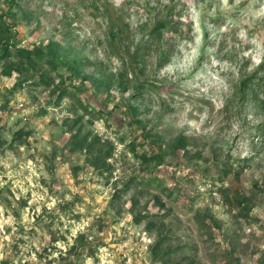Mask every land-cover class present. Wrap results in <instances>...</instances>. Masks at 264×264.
<instances>
[{
  "label": "rangeland",
  "instance_id": "1",
  "mask_svg": "<svg viewBox=\"0 0 264 264\" xmlns=\"http://www.w3.org/2000/svg\"><path fill=\"white\" fill-rule=\"evenodd\" d=\"M12 1L0 0V42L13 33L18 47L42 48L59 63L53 71L51 58L0 61V264H158L156 233L135 223L134 202L136 212L166 214L171 242L196 247L201 264H221L225 249L241 264H264V199L246 224L219 192L264 181V89L254 100L240 86L264 66V0ZM165 6L175 7L177 33L166 30L163 43L137 56ZM123 22L127 37L112 45L110 29ZM70 68V96L56 105ZM44 70L50 87L38 75L27 81ZM82 106L103 115L94 121ZM80 130L117 148L105 171L74 144ZM180 138L185 147L170 151ZM155 151L149 165L136 157ZM228 155L252 161L241 181L204 178ZM125 184L129 192L114 199ZM204 216L218 223L215 241L205 237Z\"/></svg>",
  "mask_w": 264,
  "mask_h": 264
},
{
  "label": "trees",
  "instance_id": "2",
  "mask_svg": "<svg viewBox=\"0 0 264 264\" xmlns=\"http://www.w3.org/2000/svg\"><path fill=\"white\" fill-rule=\"evenodd\" d=\"M17 0H13L10 7L14 5V2ZM174 0H171L172 3ZM147 6V5H146ZM148 7V6H147ZM148 9V8H147ZM175 7L173 6H165L162 10L161 14L156 15L152 19L155 23L152 25L149 32L146 33L147 44L144 46L143 53L137 56H143L145 51L150 48L152 45H160L164 41V32L168 29H171L174 34L177 33V23L174 21V14ZM148 13L151 14L150 10L148 9ZM8 12L4 13V17H6ZM110 16V14H109ZM112 24H115L112 22ZM114 27V29H113ZM128 28H130L129 23H122V25H115L112 26L109 32V36L111 38V44L114 45L115 41L117 40H125L128 33ZM6 31H10L6 29ZM15 36L13 33H7L3 36L0 42V61L9 60L13 58L14 55L19 57H24L28 62L31 60L34 61H43V59H50L54 61L53 64V71L56 70L57 64L59 60L57 58H53L51 53L45 54L42 48H22L18 47L14 42ZM137 60V59H135ZM166 62V59H163L161 65ZM71 69V70H70ZM70 76L65 77V79L60 81L59 87L55 88L53 94V102L56 105H59L63 102V100L70 96L69 86L66 84V81L73 84V79L77 77L76 71L73 68H70ZM264 72V66L261 65L259 69H256L251 75L246 76V78H242L240 82L241 89L246 92L248 91L249 94L252 96V99L258 100L260 95L264 89V77L261 76ZM5 75H11V68H5L3 70ZM34 75H38V82L42 86L50 87L54 80L46 73L44 70L41 73L31 74L27 81H33L35 79ZM63 78V77H62ZM142 86L139 88L141 89ZM143 93V92H142ZM83 109L87 111V115H91L93 120H97L99 116L103 115L101 110L97 112H90L86 109V107L82 106ZM126 111L129 113L135 112L136 109L133 106H127ZM134 115V114H133ZM131 116V115H130ZM133 118V117H132ZM78 121H75L71 126L70 130L72 131L77 126ZM92 123V121H91ZM133 125L142 127L143 123L141 120L133 118L131 121ZM143 129H146L143 126ZM81 130L75 135L74 137V144L79 150L86 151L88 156H92V166L96 171L103 172L107 165V163L115 156L116 147L113 145H105L103 146L102 143L104 142L100 136L94 135L92 138L91 133L81 135ZM143 139H149L147 135H144ZM123 141V140H122ZM152 143H157V140H153ZM135 141L132 142L131 146L134 147L135 150ZM183 138H180L175 144L169 145V149L172 152L181 149V147H185ZM103 148V149H102ZM135 152V151H133ZM158 151L152 152L151 155L146 153L137 154L136 157L142 161V163H146L147 165L156 161V156L158 155ZM252 161L249 158H243L241 160H234L230 155L225 156L224 158L220 159L218 162H214L213 167L211 169H206L204 173V178L210 180L213 184L224 181L228 177H232L237 182L241 181V177L246 173L247 170L252 168L251 166ZM216 171L217 175L214 176V170ZM139 185L145 183L144 180L138 182ZM130 185V184H129ZM129 185L125 184L119 191L115 194L114 199L120 198L122 195H125L129 192ZM220 195H222L223 202L227 205L231 212L234 213L236 216V220L240 223H251L252 217L251 214L256 207V205L260 202V200L264 199V181L262 182H255L252 189L250 191L244 190H237L232 192L231 188H220L219 189ZM132 212L135 214V223L136 224H145V231L151 235L155 233V241L150 246V253L153 256V259L158 264H201L197 257L196 250L197 248L194 246L188 245H174L172 241V237L169 232H167V228L164 225V219L167 217L166 214H153L148 212L147 210L143 212H136L137 202L132 203ZM136 212V213H135ZM211 216H204L202 218L203 226L208 228V232L205 234V237L210 241H215L214 236L210 233V228L212 226L218 227V223L213 221ZM206 221L210 222L206 224ZM211 223H214L213 225ZM212 225V226H211ZM229 249V248H228ZM188 250V251H186ZM221 250V249H220ZM194 251V252H193ZM217 259L221 261V264H241V258L238 256L236 250H221L220 255L217 256ZM1 264H10V259L6 258L1 262Z\"/></svg>",
  "mask_w": 264,
  "mask_h": 264
},
{
  "label": "built area",
  "instance_id": "3",
  "mask_svg": "<svg viewBox=\"0 0 264 264\" xmlns=\"http://www.w3.org/2000/svg\"><path fill=\"white\" fill-rule=\"evenodd\" d=\"M25 107H26V102H20V103H19V108H25ZM32 107H33V108H35V107L37 108L38 106H37V104H35V105H33Z\"/></svg>",
  "mask_w": 264,
  "mask_h": 264
}]
</instances>
